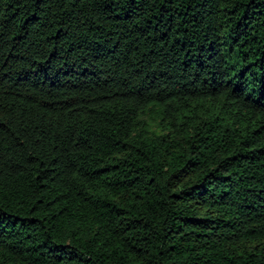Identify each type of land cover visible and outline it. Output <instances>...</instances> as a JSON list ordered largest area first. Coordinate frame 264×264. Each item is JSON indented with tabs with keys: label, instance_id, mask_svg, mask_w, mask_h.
I'll use <instances>...</instances> for the list:
<instances>
[{
	"label": "trees",
	"instance_id": "trees-1",
	"mask_svg": "<svg viewBox=\"0 0 264 264\" xmlns=\"http://www.w3.org/2000/svg\"><path fill=\"white\" fill-rule=\"evenodd\" d=\"M0 264H264V0H0Z\"/></svg>",
	"mask_w": 264,
	"mask_h": 264
}]
</instances>
